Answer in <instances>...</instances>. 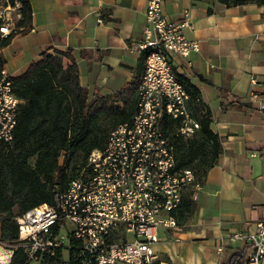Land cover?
Returning <instances> with one entry per match:
<instances>
[{
    "label": "crops",
    "instance_id": "crops-1",
    "mask_svg": "<svg viewBox=\"0 0 264 264\" xmlns=\"http://www.w3.org/2000/svg\"><path fill=\"white\" fill-rule=\"evenodd\" d=\"M29 3V27L0 50L13 77L55 49L70 53L88 101L142 77L145 51L128 47L142 39L146 0ZM162 10L172 20H189L183 33L198 41V51L191 66L173 58L172 70L198 89L222 149L192 196L190 212L176 229L158 227L153 249L159 264H230L232 253H246L247 245L229 241L228 234L253 232L264 205V4L162 0Z\"/></svg>",
    "mask_w": 264,
    "mask_h": 264
},
{
    "label": "built area",
    "instance_id": "built-area-1",
    "mask_svg": "<svg viewBox=\"0 0 264 264\" xmlns=\"http://www.w3.org/2000/svg\"><path fill=\"white\" fill-rule=\"evenodd\" d=\"M19 4H0V35L15 29ZM186 15H164L162 0H146L142 39L130 51H145L144 70L130 122L117 124L105 146L90 151L86 163L57 194L55 205L40 203L15 217L18 246L35 264L57 250L70 251L71 264H159L153 244L158 227H178L173 212L184 192L203 188L194 172L179 168L170 136L189 138L199 122L188 108L190 94L172 70L178 57L191 66L198 41L188 39ZM13 76L0 69V141L10 143L23 99L12 89ZM176 119L169 135L164 117ZM60 157L59 162L61 163ZM253 232L234 231L229 241L246 243L245 264L264 256V205ZM12 247H0V264H11Z\"/></svg>",
    "mask_w": 264,
    "mask_h": 264
},
{
    "label": "trees",
    "instance_id": "trees-1",
    "mask_svg": "<svg viewBox=\"0 0 264 264\" xmlns=\"http://www.w3.org/2000/svg\"><path fill=\"white\" fill-rule=\"evenodd\" d=\"M218 1L225 6L264 4V0ZM8 3L19 4L20 17L14 31L0 35V50L31 23L29 0H0L2 5ZM64 59L69 60L66 65ZM3 63L0 52V69ZM177 77L190 94L188 108L199 122V129L189 138L173 137L169 133L178 121L165 116L163 125L174 147L177 167L191 169L203 183L207 170L221 152V137L209 127L211 112L198 89L184 77ZM140 81L141 76L134 77L113 94L96 95L88 101L75 61L68 51L56 49L43 51L40 59L12 78L13 92L23 102L18 108L12 141H0V243L13 248L11 264H30L25 262L26 254L18 246L15 217L40 203L56 204L57 194L78 174L90 151L102 149L117 124L132 120ZM191 209V192L186 191L173 212L177 222ZM229 262L245 264V251L235 250ZM71 263L70 251L57 250L54 256L45 255L35 264Z\"/></svg>",
    "mask_w": 264,
    "mask_h": 264
}]
</instances>
